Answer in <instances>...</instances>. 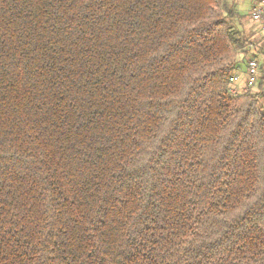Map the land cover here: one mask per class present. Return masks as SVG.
<instances>
[{
    "label": "trees",
    "instance_id": "trees-1",
    "mask_svg": "<svg viewBox=\"0 0 264 264\" xmlns=\"http://www.w3.org/2000/svg\"><path fill=\"white\" fill-rule=\"evenodd\" d=\"M233 10L0 0V264H264V83L230 91Z\"/></svg>",
    "mask_w": 264,
    "mask_h": 264
},
{
    "label": "rangeland",
    "instance_id": "rangeland-1",
    "mask_svg": "<svg viewBox=\"0 0 264 264\" xmlns=\"http://www.w3.org/2000/svg\"><path fill=\"white\" fill-rule=\"evenodd\" d=\"M232 2H234V0H230V3ZM246 2L249 4L250 2H253V0H246ZM241 15H243V17L241 16L238 18L236 16V19L234 17L233 20L237 29H239L244 34L247 44L245 47L246 52L243 55L239 54L237 56L234 73L236 72V74L242 75L245 72L246 60L251 57L255 58L259 62L261 72L257 84L251 91L255 93L256 91L260 90V88H258L259 82L261 81V83H264V36L258 28V25L249 18L247 11Z\"/></svg>",
    "mask_w": 264,
    "mask_h": 264
},
{
    "label": "built area",
    "instance_id": "built-area-1",
    "mask_svg": "<svg viewBox=\"0 0 264 264\" xmlns=\"http://www.w3.org/2000/svg\"><path fill=\"white\" fill-rule=\"evenodd\" d=\"M250 19L254 21L262 34L264 35V0H257L250 10ZM260 65L259 62L251 57L246 60L245 63V84L243 92L252 91L257 84L260 77ZM237 81L236 73L232 74L229 78L230 91L232 94H237V90L234 87Z\"/></svg>",
    "mask_w": 264,
    "mask_h": 264
},
{
    "label": "crops",
    "instance_id": "crops-1",
    "mask_svg": "<svg viewBox=\"0 0 264 264\" xmlns=\"http://www.w3.org/2000/svg\"><path fill=\"white\" fill-rule=\"evenodd\" d=\"M227 2V0H225ZM257 2V0H253V2H250L249 4L246 2V0H234V2L230 3V0H228V5H232L234 10L233 12L235 13V19L236 16L243 17L241 15L242 13L247 11V15H249L250 18V10L253 7V5ZM244 20V19H242ZM241 21V20H240ZM236 73V72H235ZM237 76V81L234 85V87L237 90V94L240 92H243L244 84H245V72L242 75L236 74Z\"/></svg>",
    "mask_w": 264,
    "mask_h": 264
}]
</instances>
